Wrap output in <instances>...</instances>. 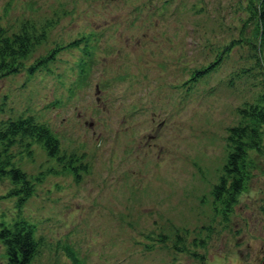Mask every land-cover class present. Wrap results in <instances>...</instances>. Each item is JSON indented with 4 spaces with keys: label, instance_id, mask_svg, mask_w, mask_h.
I'll return each mask as SVG.
<instances>
[{
    "label": "rangeland",
    "instance_id": "1",
    "mask_svg": "<svg viewBox=\"0 0 264 264\" xmlns=\"http://www.w3.org/2000/svg\"><path fill=\"white\" fill-rule=\"evenodd\" d=\"M254 2L175 0L181 10L160 18L158 0H0L7 32L25 20L43 33L23 66L60 48L37 78L26 82L21 70L0 77V130L31 116L60 143L61 162L33 140H0L2 157L33 188L18 205L16 185L0 179V233L15 222L33 226L41 245L32 264H71L66 246L81 264H264V126L237 202L224 208L212 196L232 151L228 129L264 94L257 69L241 73L254 62ZM82 35L90 58L82 42L67 47ZM232 41L181 101L173 89L181 68L208 65L210 50ZM0 264H8L3 240Z\"/></svg>",
    "mask_w": 264,
    "mask_h": 264
},
{
    "label": "trees",
    "instance_id": "2",
    "mask_svg": "<svg viewBox=\"0 0 264 264\" xmlns=\"http://www.w3.org/2000/svg\"><path fill=\"white\" fill-rule=\"evenodd\" d=\"M254 8L250 9L254 14L250 19L255 20L256 26L252 31L253 40L247 43L250 46L251 56L254 59L252 66L248 69H243L241 73H249L252 68L258 70L259 75L264 76V0H254ZM53 25L57 21L50 19ZM46 22L45 24H49ZM45 29V27H41ZM43 33L36 28V24H30L23 21L18 32L9 33L6 29L0 26V72L16 73L17 69L22 65V61L27 57L33 47H35L43 39ZM237 43V42H236ZM235 42L228 43V47L221 51L210 50V53H215V59L208 67H200L192 72V75L200 77L199 70H203L204 74L208 73V69H215L219 62L224 59L233 48ZM260 101L250 106H245L239 115L242 121L233 125L228 129L229 134L226 137L230 151L227 159V165L224 167L225 176L221 177L219 183L214 186L212 196L214 202L220 203L224 208L230 207L237 202L238 197L245 188V182L248 179V173L245 170L248 161V151H258L262 147V137L264 126V94L259 96ZM4 134H1L0 139H8L9 137L35 140L41 143L42 147L48 153L50 158L56 157L59 153V142L44 127L38 125L29 118L28 120H18L17 122H8L4 127ZM3 153H7L3 151ZM10 155L2 157L0 152V179L7 176L13 184L22 185L21 190H13V195L26 193V185L28 182L25 180V174L19 171L10 163ZM11 195V194H10ZM24 198L18 201L19 205L22 204ZM35 228L30 226L25 221L20 223H13L11 227H6L0 233V240H3V245L6 248V259L8 264H32L35 256L38 255L39 246L41 242L36 240L34 236ZM65 256H67L71 264H81L79 256L74 250L66 246L63 249Z\"/></svg>",
    "mask_w": 264,
    "mask_h": 264
}]
</instances>
